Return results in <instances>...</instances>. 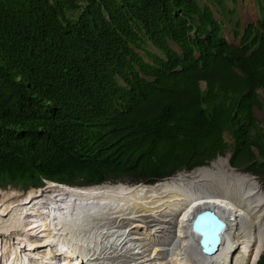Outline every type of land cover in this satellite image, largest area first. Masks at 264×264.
Returning a JSON list of instances; mask_svg holds the SVG:
<instances>
[{
    "label": "trees",
    "instance_id": "trees-1",
    "mask_svg": "<svg viewBox=\"0 0 264 264\" xmlns=\"http://www.w3.org/2000/svg\"><path fill=\"white\" fill-rule=\"evenodd\" d=\"M253 1L241 28L239 0H0V188L154 183L228 153L264 181Z\"/></svg>",
    "mask_w": 264,
    "mask_h": 264
},
{
    "label": "bare ground",
    "instance_id": "bare-ground-1",
    "mask_svg": "<svg viewBox=\"0 0 264 264\" xmlns=\"http://www.w3.org/2000/svg\"><path fill=\"white\" fill-rule=\"evenodd\" d=\"M222 160L224 161L223 164L216 161L209 167L197 168L198 170L191 174L182 173L171 181H165V183L158 185L164 197L150 196V204L162 201L163 204L160 207L163 212L167 203L170 204L168 216L172 217L174 212L178 217L177 220L173 219L176 221L170 232V236H173L172 238L169 237V245H166L162 252L157 253L153 250L150 256L145 253L137 258L136 264H152V262H148L152 255H156V253L168 254L169 251L166 249L176 252L167 258L163 264H237L236 261L243 257V264H253L257 260L264 248V196L253 179L230 168L227 159ZM220 173L224 175L221 180L227 185L226 193L220 190L208 191V188L204 187V182H209L211 178ZM47 181L49 180H45V186L38 188V192H26V196L23 198L13 200V195L11 198L5 199L3 197L0 199V232L4 235L18 230L23 231L26 235L29 233L28 229H32L31 232L35 235L42 232L44 238H41L40 242L46 245L45 252L51 256L54 264H87L89 260L87 262L82 261V253L81 259L74 258V252L65 253L61 247L52 244L54 235L52 228L54 227L51 226L49 220V213L52 209L48 208L47 210V206L53 203L52 199L55 193H64V188L47 186ZM44 187L46 192L40 194L42 192L40 190ZM98 189L88 188L91 192ZM136 193L138 194L139 191L137 190ZM204 206L217 208L230 222L225 241L219 251L212 256L201 253L195 238L189 233V221H191L189 218L193 217ZM259 220L263 221L262 226ZM260 229H262L261 236ZM38 235L43 236L42 234ZM15 240L16 242L20 241L17 237ZM40 242H38L39 246L42 245ZM32 246H36V244L32 242ZM28 247L31 248V245L26 244L25 248ZM13 253V255L10 254L8 257L1 258L3 254L0 249V264H31L29 262L31 251L29 249L21 251L17 246ZM84 254L87 255V253ZM18 255L23 260L22 262L16 260ZM107 260L108 263L97 262V260L96 262L97 264H117L113 262L112 258Z\"/></svg>",
    "mask_w": 264,
    "mask_h": 264
},
{
    "label": "water",
    "instance_id": "water-1",
    "mask_svg": "<svg viewBox=\"0 0 264 264\" xmlns=\"http://www.w3.org/2000/svg\"><path fill=\"white\" fill-rule=\"evenodd\" d=\"M191 172L181 171L154 183L136 185L106 183L77 187L47 181V186L64 188V193H55L53 203L47 206V210L52 209L49 213L51 226L54 227L52 244L61 247L65 253L74 252V258L81 259L82 253L84 262L97 260L108 263L107 259L112 258L117 264H136L137 258L150 250L164 249L169 245L173 236L170 232L175 226L174 220L178 218L174 212L170 217L162 211V201L150 204L149 197H164L159 184ZM88 188L99 189L91 192ZM45 189L42 188L40 194H44ZM229 227V219L217 208L204 206L191 217L189 233L195 238L199 251L212 256L225 241ZM38 234L43 235L42 232Z\"/></svg>",
    "mask_w": 264,
    "mask_h": 264
},
{
    "label": "rangeland",
    "instance_id": "rangeland-1",
    "mask_svg": "<svg viewBox=\"0 0 264 264\" xmlns=\"http://www.w3.org/2000/svg\"><path fill=\"white\" fill-rule=\"evenodd\" d=\"M229 6L232 7L233 4L231 2H229ZM237 8H238L237 16L241 18V28H244L248 23L256 22L258 20L259 10H258L257 4L253 0H239ZM224 27H225L226 38L230 42L238 43L240 37H236V34L234 32V30H235L234 25L232 23L226 22ZM259 92L261 94L262 99L264 100V92L262 90H259ZM256 115L258 116L259 120L262 122V125H264V109L256 108ZM226 136L228 138V135H226ZM229 156H230V153H228L226 156H219L215 160H213V162L210 165L200 167L198 169L209 167L216 161H219V163L223 164L224 161L222 159H227V161L229 162ZM228 165L230 168L234 169L236 172L241 173V174H245L249 178L253 179L257 183L262 195L264 196V181H263V179H261L260 177H258L256 175H253L249 171H245L243 169L233 168L231 166L230 162ZM198 169H195L194 171H196ZM191 173H183V174H191ZM223 176L224 175L222 173L218 174L217 176H214V178H211V180L209 182H204V187L206 189L208 188L207 189L208 191L220 190V191L226 193L227 185L224 181L221 180L223 178ZM169 181H171V180H169ZM122 183H124V182H122ZM124 184H128V183H124ZM26 192L36 193V192H38V188H30L28 190H24L21 187H7L6 189L0 188V199H3V197L5 199L11 198L13 195H14L13 196L14 198H12L13 200L17 199V198H23L24 196H26ZM169 205L170 204L167 203V207L164 209V211L167 213L170 211ZM164 218H167V215ZM189 220H191V217L189 218ZM260 222H261V226H262L263 221L259 220V223ZM24 225H26V223H24ZM263 226H264V224H263ZM31 230L32 229H28L27 231L29 233L26 235L21 230H18L17 232H11V234H7V235H4L2 232H0V244H1L0 249H1L2 254H3L1 256V258L8 257L10 254L13 255L15 248L17 246H19L21 251H23L25 249H29L31 251V254H30L31 257H29V262L31 264H54V260H52L51 256H48L47 252H45V250H46L45 246L46 245L42 244V242H40V239L44 238V235L39 236L37 233L35 235L34 233L31 232ZM261 235H262V229H260V236ZM16 237L19 238L20 241L16 242V240H15ZM32 242H34V244H36V246H32ZM38 242H40V244H42V245L39 246ZM26 244L31 245V248H29V247L25 248ZM154 250L157 253L163 251V249H160V248H156ZM166 250L169 252L171 251V252L170 253L168 252V254L166 253L165 255H162L160 253L159 254L156 253V255L153 254L152 258H150L151 260L149 259L148 262H152V264H163L164 261L167 260V258L171 257V255L174 252H176L175 250H169V249H166ZM152 252H153V250H150L149 252H147L148 256H150V254H152ZM16 260L19 262L23 261L19 255L17 256ZM236 263L237 264H243L244 263V257L242 259L237 260ZM87 264H97V262L95 260L94 262H91V263L87 262Z\"/></svg>",
    "mask_w": 264,
    "mask_h": 264
},
{
    "label": "clouds",
    "instance_id": "clouds-1",
    "mask_svg": "<svg viewBox=\"0 0 264 264\" xmlns=\"http://www.w3.org/2000/svg\"><path fill=\"white\" fill-rule=\"evenodd\" d=\"M245 28V27H244ZM119 183H122V182H119Z\"/></svg>",
    "mask_w": 264,
    "mask_h": 264
}]
</instances>
